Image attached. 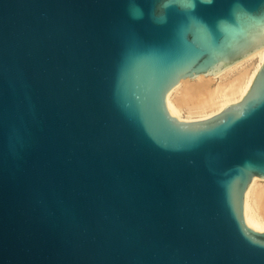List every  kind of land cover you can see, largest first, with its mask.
I'll use <instances>...</instances> for the list:
<instances>
[{"label":"water","instance_id":"1","mask_svg":"<svg viewBox=\"0 0 264 264\" xmlns=\"http://www.w3.org/2000/svg\"><path fill=\"white\" fill-rule=\"evenodd\" d=\"M0 0V264H264L244 198L264 179V59L242 99L171 115L183 79L264 48L231 0ZM254 13L260 0H245ZM232 24L222 32L216 21Z\"/></svg>","mask_w":264,"mask_h":264},{"label":"bare ground","instance_id":"2","mask_svg":"<svg viewBox=\"0 0 264 264\" xmlns=\"http://www.w3.org/2000/svg\"><path fill=\"white\" fill-rule=\"evenodd\" d=\"M263 59L264 48L214 76L181 80L166 97L169 112L180 120H200L239 102ZM244 218L250 228L264 231V179L254 177L249 184L244 198Z\"/></svg>","mask_w":264,"mask_h":264},{"label":"clouds","instance_id":"3","mask_svg":"<svg viewBox=\"0 0 264 264\" xmlns=\"http://www.w3.org/2000/svg\"><path fill=\"white\" fill-rule=\"evenodd\" d=\"M232 2V11L231 17L236 19V16L239 12H244L249 16H253L255 19L261 21L264 24V11H260L259 13L251 12L245 6V0H231ZM262 4H264V0H260ZM128 3V13L129 16L134 20H141L145 16V9L141 6L140 0H127ZM215 3V0H156L157 11H154L151 14V18L153 23L156 24H166L168 23V10L173 6H177L184 10L186 13H190V20L195 21L201 24L204 28H206L209 32V26L206 21L202 20L199 16L195 15L196 10L199 5H211ZM232 24L228 17H221L216 21V27L219 31L222 32V28L225 25Z\"/></svg>","mask_w":264,"mask_h":264}]
</instances>
